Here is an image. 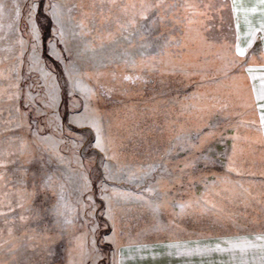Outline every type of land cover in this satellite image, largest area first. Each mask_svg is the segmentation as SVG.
Here are the masks:
<instances>
[{"label": "rangeland", "instance_id": "obj_1", "mask_svg": "<svg viewBox=\"0 0 264 264\" xmlns=\"http://www.w3.org/2000/svg\"><path fill=\"white\" fill-rule=\"evenodd\" d=\"M0 2V264H260L259 248L215 247L264 231V131L253 123L258 110L244 69H225L239 59L229 10L217 11L230 0H42L38 41L27 19L33 0ZM148 4L157 7L141 17ZM246 58L264 64V41ZM69 72L78 79L74 93ZM89 88L107 155L90 146L89 124L56 127L67 124L73 98L85 111ZM50 91L54 122L45 128L40 117L30 128L29 95L37 104ZM149 164L154 170L141 178ZM45 173L47 191L37 187ZM113 224L117 243L98 239L111 236ZM188 240L194 263L168 247L187 248Z\"/></svg>", "mask_w": 264, "mask_h": 264}, {"label": "snow or ice", "instance_id": "obj_2", "mask_svg": "<svg viewBox=\"0 0 264 264\" xmlns=\"http://www.w3.org/2000/svg\"><path fill=\"white\" fill-rule=\"evenodd\" d=\"M42 0H33L31 4H29L28 8V22L31 25L30 27V34L33 38V40L38 41L40 37V27L35 23L34 20V14L36 10H38L41 6ZM5 5L0 2V12L3 11ZM53 8L52 11V18L55 20V23L57 25L60 24L59 17L55 11V6H49ZM135 7V5H133ZM157 7V5H142L141 11L139 15L141 17L147 18L148 16V9ZM186 7L188 8H194L195 6L192 4H186ZM205 7H208L207 5ZM224 9L229 10V19L231 20V23L229 24V27L232 28V39L233 43L231 44V51L233 53L234 57H238L239 59H233L229 60L228 63L225 65V69L227 73H237L241 69H244L246 78L249 79V90L253 95V107L258 110V118L256 121H253V123H256L259 125L260 129L264 131V64H253L249 63L246 58L247 52L253 47V44L255 42L264 41V0H254L252 3H248L247 0H230L227 4H220L217 11H221ZM16 14L17 17L20 15V9L19 6L16 7ZM258 14V20L254 23L253 22V15ZM223 19V17H221ZM131 24H135L136 20L133 18L130 21ZM243 26V27H242ZM57 35H62V28H56L55 29ZM259 34V35H258ZM23 43V41H21ZM36 52V45H33V53ZM128 79H132V77H126ZM257 79L259 80V83L257 84ZM69 80L72 82V92H75L76 86L78 85V79L75 76L71 75V72H69ZM31 90V86H29ZM93 90L91 88L88 89L87 94V103H84L82 106L84 107V112H78L77 111V102L75 99H72V106L69 108V110L66 113V119L67 124H57L56 127L59 130H63L65 127L69 131H71L72 127L74 125H82V124H89L91 128L89 131L94 129V135L92 137V140L89 141L90 146H92L95 149H100L105 155H107V146L105 143V137L103 135V130L98 123L97 119L94 116L90 115V102H91V95ZM19 95V93L17 94ZM70 96H72V93H69ZM49 96H52V101H49ZM55 100V93L54 91H50L48 94L45 95L44 101L34 104L33 99L31 95H29L27 99V103L25 104V107H28L29 105H33V109L36 116V121H32L29 123V127L31 128L33 122H39L40 117H45L43 121V126L45 128H48L50 124H52L56 118V113L53 112L51 116L48 115V109L49 104ZM37 132H39V123L37 124ZM75 135V134H74ZM87 135V132H82L79 136L80 142H84V138ZM42 140L50 139V137H41ZM60 159L62 160L63 157L60 156ZM31 162V161H29ZM80 162V161H78ZM0 163H5L4 161H0ZM146 171L141 172L140 177H146L148 176L153 170L154 165L149 164L146 165ZM229 167H231V162L229 163ZM45 179L42 181L40 185H38V189L42 188L44 191H47V189L50 187L51 177L48 173H45ZM114 177L111 176V173L108 171L107 167H105V179H113ZM128 179L134 180L137 179V176L135 173H129ZM23 183V181H22ZM87 184V180L85 181ZM105 187L103 180L101 181V190L103 191V188ZM147 191H153L151 187L147 189ZM138 198L146 200L147 197L145 196H139ZM105 199L109 201V207L107 210V215L110 219H114L112 216L111 211V197L105 195ZM151 203V202H149ZM160 207L159 204L156 205V209L158 210ZM11 211V209H9ZM53 211H55L58 215H64V213L61 211L60 207H54ZM21 219H24V217H21ZM111 236H106L103 233H101L100 237L98 239L106 242H110L112 244L117 243L116 241V230L115 225L113 224V227L111 229ZM254 237L253 239H249L247 236H237L233 238H228V248L223 249L221 248L220 244H216V248L220 249L221 251H232L234 252L236 249H239L241 252L246 251L249 248H259L261 249L262 253H264V231H261L259 233H252L251 234ZM96 239L94 237L93 240V249L92 251L95 253L96 260L101 259V252L100 249L95 247ZM258 242V243H257ZM187 243V242H183ZM169 248L175 247L177 249L176 255H180L182 252H190L192 249H188L185 247H181V242H170L168 245ZM200 251H206V249H199ZM113 251H115L113 249ZM236 264H247V261L240 260L237 261ZM260 264H264V255L261 256Z\"/></svg>", "mask_w": 264, "mask_h": 264}, {"label": "crops", "instance_id": "obj_3", "mask_svg": "<svg viewBox=\"0 0 264 264\" xmlns=\"http://www.w3.org/2000/svg\"><path fill=\"white\" fill-rule=\"evenodd\" d=\"M187 243V248L188 249H192V251H190V252H187L186 253V257H190L191 256V259H190V261H192L193 263L195 262L194 261V258H195V244H189V240L188 241H186ZM183 255V254H182ZM189 262V261H188Z\"/></svg>", "mask_w": 264, "mask_h": 264}]
</instances>
